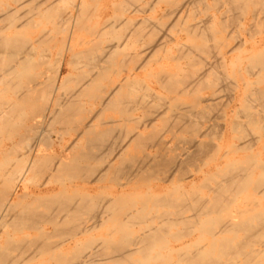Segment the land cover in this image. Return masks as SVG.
I'll list each match as a JSON object with an SVG mask.
<instances>
[{
  "label": "bare ground",
  "instance_id": "6f19581e",
  "mask_svg": "<svg viewBox=\"0 0 264 264\" xmlns=\"http://www.w3.org/2000/svg\"><path fill=\"white\" fill-rule=\"evenodd\" d=\"M41 1L40 5L37 2V8L38 6H40V8H44V5H47L49 2H53V0H48V3L46 2V0H44V2ZM134 1L139 2V0ZM141 1L144 4H148L150 1H152L151 5H154L155 7L159 3V1L157 0H149L148 2H146L145 0ZM215 1H225L228 4V8H224V12L226 13V16H228L227 14H229L230 18L233 16V14L239 15V13L245 11L248 6H256L258 4L264 9V0ZM55 2H57L58 4L57 5L56 3H54L55 6L57 5V7L55 8L56 11L59 9L60 3L64 6H71V11L67 15H63L62 11H65L68 6H65L64 8L61 7L62 10L60 8V11L59 13H57V15L56 12H53L55 11L54 7L45 6L49 9L45 8L46 12L41 9L44 14L40 13L41 11L39 10V8L36 9L34 7V11L37 12V10H39V12L37 13H40L39 16L41 18L51 21V23L56 27H61L64 23L72 20V18L74 17L73 10L78 12L77 15L80 16L79 12L85 7L87 0H59ZM7 3H3L2 5L0 4V135L6 133L9 134L10 138L16 134L20 136L19 140L22 142L23 151L20 152L19 161L24 162V165L18 172L14 174L13 171V175L8 177L7 182L11 181V188H5V184L3 183L0 186V234L4 232L5 226L7 225L28 226L30 227V229L37 230L39 233V237L28 239L26 242H22L20 244L12 241H7L5 246H0V264H22L21 261L23 259L21 256H19L21 257L20 259H17V256H12V252L14 251L22 253L23 251L27 250V252L30 253L27 258L31 257L32 255L35 256L36 253L49 252L52 247L56 246V244L50 242V237L61 234L63 235L71 231L70 228L69 230L66 229V227H68L67 225L76 224V227L74 228L75 230L73 229L74 232L78 235L85 236L90 234L92 230L99 229L101 226H103L107 222V219L111 217L113 219L114 215L116 214L120 217L123 213L125 215L124 217H114L118 219H116V221L118 222L117 225L120 229V232L122 233V235H120L122 237L118 239V243H116V241H113L112 239H102V244L104 243V246L102 248L95 246L92 248L87 245L85 246V250L91 248L92 253L84 254V252H80V250H77L78 252L76 251V253H74L75 255H73L72 257L73 262L69 261L66 263L63 260V256H56L57 258L55 263L150 264V261L161 260L163 264H180V258L183 256L182 258H185V260H183L182 262L185 261V264H264V238L261 237V234L263 233L261 231L263 230L256 233V225L254 224V222H257L256 224L260 222L261 224L262 221L260 220H264V211H258L253 216L251 215V218H247L250 220L247 221L246 219V222H244L243 220L234 221L232 218H229L227 220L223 218L221 221L217 222V220H219L218 218L210 217L212 216V214L214 215V213L218 214V210H221V208L224 207L225 202H228V204L232 203L230 200L231 197L228 196L229 193L230 195H232L234 191H239V188L247 185L252 181L250 178V174H247V172L249 171L245 167H238L235 173H233L232 170L230 172L231 174L229 173V176L225 175L227 176L225 180L215 182L212 186H208L206 184L208 186V193H211L207 196L199 195L198 192L194 189H192L190 192H187V190L184 188L185 184H181L180 188L176 186V189H174L173 191L172 189L167 190L169 192L166 191L162 195H148L147 197H145V199L143 197L144 200H140L139 205H144L146 208H148L149 205H152L153 208L151 207L152 209L150 208V210H146L144 206H141V209L138 208L139 210L134 211L138 216L132 215V213L130 212V210L132 209L129 210V208H133L137 202L133 201V197L131 198L128 196L129 194L125 191V187H122L121 189L120 194L122 195V197H119L115 200L96 196L69 197L64 194L65 192H63V190L56 191L55 189H39V194L37 195V197L36 195L32 196V199L38 202L37 205H32L31 203L26 202L23 203L22 199L25 200L29 196V191L26 188L25 183L27 182L28 174L33 171L44 173L49 172L50 174H53L54 181H59V179L63 177L81 178L83 177V175L92 173L89 174V177H93L90 180V183L91 181L93 183H100L104 180V178L102 180L100 179L104 172H100H106L109 170L108 168H111V173H114L113 178H115L113 180L116 181V179L121 176V180L118 179L119 182L123 180L122 178H124L125 183H128L132 178L144 180L146 178H149L150 175H153L152 177H156L155 173L157 172L154 171L162 166L164 168L163 173L165 174V176L162 178V182H172L175 184L173 177H175L177 173L182 179L185 178L182 167L185 164H188V162L191 160H188L187 158L189 156V152L191 151L190 149H195L192 153L194 154L195 151V155H192L190 157L199 158L201 155H206L207 153H209L210 150L215 149L218 153L219 145L217 144L215 146V143L211 142V144L209 143L210 141L206 142L203 140L198 142L196 139L191 140L190 138H188L183 140V145L185 146L182 151L173 154L171 150L167 149L166 143L162 142V140H159L158 138L154 139V137L152 138V136H150L152 140L149 142L146 136L137 134L130 137L129 139H136V143L132 145L134 146V148L138 146L140 147L141 151L144 147L152 149H154V147H157L158 150L157 153H143L140 156L139 153L135 151L134 156L133 154L131 156L130 154L133 153V150H130L128 148L129 146L125 144L126 139L130 136L129 133L126 134L125 126V136L122 141L119 138L121 133H119L118 131L116 132V128L113 129L114 126L112 125L113 123L110 121V119L98 120L101 125V128H99V126H97V124L92 121L91 116L84 117V114H90L94 111L99 114L98 116H102L103 112L107 110L117 112L119 111L120 114H125L129 111V103L131 102L128 101V105L124 107L127 101H122V98L125 92L127 94L134 89L131 88V90H129L131 83L122 84L120 78L117 81L115 79L118 77L115 76V74L117 75V73H114V69H110V65H114L113 61L115 59L116 52L122 50L123 48V45H120V39L115 42H110V44L106 45L105 47V43H103L102 45L97 44L93 47L91 46L92 49H95L96 52H91V50L89 49H87V51L80 52L78 51L77 45L73 44L76 38L72 35L71 32H68L66 36H63L61 39L51 37L53 43L52 47L55 50L57 49L56 47L60 45L58 50H56L55 55H53V59V56L50 55V52L52 50H50L49 52V48L47 47L44 49V52L47 50L49 52V55H46L44 57V54L39 53L42 54L41 57L38 56L39 58L35 60L34 58L36 57V53L39 52L36 48L40 47L41 45H45L47 42V31L44 29H40L38 32V36L34 40L20 36L17 31L14 34L7 35L6 30L10 27L18 29L24 27L26 24L20 22V18L17 17L19 9H22V6L24 7L25 2H23V0L22 2L21 0H13L14 6H10V4ZM115 4V9L119 10L121 14H137L139 12H144V9L140 10L143 7H138V4L130 6L132 7V9L127 8L123 5ZM257 7L259 6H256V9L254 11H251L246 15V18L242 23V28H246L247 25L252 26L257 23V21L259 20ZM51 9L53 15L55 14V16H53L52 13L50 14ZM178 11L180 10L178 8H175L174 10H171L170 14L173 15ZM34 14V16L38 15H36V13ZM166 14L167 12H165V15ZM116 18L114 19V21L110 20L109 23L107 22L109 20L105 21L103 27H108L112 31H115L116 28L119 29L120 22L119 19ZM235 18H237V16ZM215 20V17H211L208 18V20L200 22L198 25H196V31L198 35H200L199 37H203V44L204 38L207 39V43L209 42V40L213 42H221V40L224 41L226 39L227 36L222 35L219 39H217L216 37L213 38V31L216 33L218 32L215 28L217 23V21L215 23ZM2 23L9 24V28H6V26L2 27ZM105 23L107 26H105ZM143 23L146 28L153 27L151 21L145 19ZM209 26L214 27L213 31H210ZM149 34V38L152 39V34ZM227 38L236 39V45L235 47L229 46L228 51L222 55V64L226 68L229 64L230 70L234 72L233 69L237 65L234 64V60H240V56L236 57L235 53H245L249 50L252 54L251 56H248V60L251 65L246 67L245 72L250 75V77L251 75H256L255 78L258 79L257 77L259 76V73L261 71H264V51L256 52L255 50L264 45V32L258 39H253L252 42L246 39H237V37H234L231 33H229V36ZM226 43L227 45H229V42L227 40ZM248 45L249 48H247ZM194 47L197 48L199 46L194 45ZM150 48H147L145 53L150 54V52L153 50V48ZM206 50L207 51L205 52V54H207L206 56L209 57L208 48H206ZM154 51L155 50L152 51L151 57L153 56ZM136 55H138V53H136ZM203 65L205 75H209L210 72L211 74L214 73L210 58H206ZM65 67H69L70 73L64 76L62 75V71ZM110 70L113 76L109 79V82H107V84L99 82L108 81V78L106 80H103V78L106 73H110ZM131 71L134 72V74H136L137 72L135 69L132 70V68ZM128 72H130V70ZM242 77L241 80L243 79ZM166 83H168V90L171 92H178V94L183 95H186L188 93V91L184 89L176 90L175 81L173 80L167 81ZM235 87L239 88L237 84H235ZM254 91H256L255 88ZM149 92L143 95V97L145 98L142 101L143 107H148V104L152 102L156 104V98L153 99V91L151 90V92ZM253 92H249V94H253ZM131 93H128V97L130 96L132 98L133 94L136 92L134 91V93ZM8 94H10V96H8ZM234 94L231 106L234 104L236 95ZM256 94L257 96L254 100H252L254 94L248 96L249 99L251 98L250 101H253L254 103L258 102L260 106L264 107V91H258ZM7 96L8 99L6 98ZM126 96L124 95V97ZM84 97H88L90 100H84ZM246 100L248 101V105H246L248 107H245L244 111L247 112L246 116L249 119L248 121L251 120V123L253 119H256L254 118V116L257 117L256 115L259 114L258 117H260V114L263 113L264 110H262L263 108L259 106L261 108L260 112H262L256 114L257 110L256 113L255 111H253L254 113H252L255 114L253 116V114L249 111L253 106L249 104L253 103H250L248 99ZM122 104H124V106ZM159 104L160 103L158 101L156 104L157 108L159 106L158 109H161L162 107ZM178 109L179 107L177 106L176 110ZM244 111H241V113L243 114ZM155 114L156 116H159V113ZM162 114L163 111L161 112V115ZM189 114L191 115L192 113ZM203 115L204 111H201L199 118H201L203 122L200 123V121H198L200 125L202 124V128L204 127L203 124L208 121L206 120L207 117ZM261 116L263 117V115ZM191 119L192 118L187 115L184 117L181 116L179 119H176L175 122L177 123V125L175 124V127L179 128L185 126L186 129H188V127L192 126V124H194L195 122L194 119H192L193 122L191 121ZM124 120L125 119H123V121ZM137 120L138 122H140L139 118L134 117L130 119L129 122H136L137 124ZM142 122L144 126H151L152 122H154V119L146 118L142 120ZM181 122L182 125H180ZM235 123L241 125V121L239 123ZM56 124L64 127L65 131L69 127L70 131L73 132V135L75 137L73 140L75 141L83 139L84 143L80 144L82 141L79 143L77 142L79 144L78 145L76 141H72L73 143H71L73 145L75 143L77 144H75L76 146L74 147L71 145L73 149H75L74 151L72 149L70 150V152L72 153L66 152L68 147L66 149V147L64 146V148L62 149L66 150L63 151L64 155L62 157H60V155L57 156L54 153L52 154L55 156H49L50 154L45 150L43 151L40 146L42 144L41 142L45 143L44 140L48 141V139H45L47 137H44L45 127H50L49 125L56 126ZM106 125L107 127H102ZM54 126H52V128H54ZM226 127L228 128V126L226 125L224 130L222 131L220 141L226 135ZM239 127L240 126H236L235 129L237 130ZM102 128L104 129L102 130ZM122 129L118 130L122 132ZM21 130H24L25 132L20 134ZM129 130L130 129H128L127 131L129 132ZM65 131L63 130V132ZM52 132L50 129V133ZM65 133L67 134V132ZM117 133L119 134V136H116L118 135ZM66 134L64 136H66ZM205 134L206 132L202 135L205 136ZM202 135H200V133L198 132L197 138H201ZM115 138H119L121 142L117 144L118 141H116ZM59 139L61 140V138ZM258 141H260V139ZM70 148L71 147H69V149ZM58 149L60 150V147ZM221 149L223 148L221 147L220 150ZM231 150L233 151V148ZM61 151L62 150H60V152ZM196 151L198 154L196 153ZM65 152L69 154H65ZM169 152H171L172 154L167 155ZM196 154L198 156H196ZM99 161L100 163L106 164L101 166H95L94 164V166L91 165L92 167L88 164L89 162L97 163ZM190 162H192V160ZM116 163L118 165H116ZM227 165L230 166V169L232 168L229 163ZM257 165L264 170V164H261V162H259V164ZM261 179L263 181H258V183L260 185L262 184V188H260V190L256 193L263 196L264 177L262 176ZM111 180L112 178H110L109 181L111 182ZM192 182L193 185H195V178L192 179ZM118 185L121 186L122 182H120ZM41 194L48 195L40 196ZM227 196L229 197V199H227ZM20 201H22V203H20L19 205ZM121 205H126V207L127 205L133 206L128 207L126 212H123L121 215H119V211L117 210L119 209V206L123 207ZM187 205H193V207L189 206V209L193 212L192 216L189 217L184 216L185 213H187L185 212V210L187 209ZM37 207L43 208V211H39L40 208L37 210ZM126 207L124 206L123 208L125 209ZM157 208L163 209H161L162 211H158ZM183 208L186 209L184 210ZM121 209L122 208H120V210ZM225 209L223 208L222 211H224ZM115 210L117 213L114 212ZM150 212L152 213V216ZM147 218L149 219L151 224L153 223L152 225L150 223V225H144V219ZM124 219L127 221H124ZM129 219L139 220V223L141 225L146 226L142 228L143 231L141 234H139L140 236L135 239V244H132V241L134 239L131 236L126 235L127 228L124 227L126 226L124 224L128 223ZM40 222L48 224L51 227V230H47L48 227L46 226L39 225ZM113 222H115L114 219ZM180 224L183 226V228L181 226L182 229H178V231L174 233H171L169 231L172 230L173 227L175 228V225L177 227V225L179 226ZM196 225H199V227L197 226L199 230L196 229V232L200 231V233L202 234L209 235L210 242L208 243V246L206 247V245H200V241H197L194 244L186 245L184 248H172V251H170L169 249L168 251L173 253H177L178 251L183 252V254H179L178 252L179 255H177L179 257L181 256L180 258H178L180 259V262L177 261L178 259L175 260V262H172L170 257L168 258V255L164 258L166 260L164 261L163 255L160 252L161 249L167 247L166 245H168L167 243H169L168 241H166L167 239L165 237H171L176 241L183 237H190L195 232L194 228ZM237 230H240L241 232L244 230V233L249 231L251 234L245 238H241L239 236L240 238H236V240L234 241L233 239H235V236H238L237 233H240V231L238 232ZM252 230L254 231L251 232ZM232 233H234V237L228 238L230 237L229 234L232 235ZM225 235H228V237ZM128 243H131V246L134 245V248L132 249L131 246L129 247ZM173 253L171 254L173 255ZM171 254L169 256H171ZM134 255H139V259L132 258L134 257ZM226 256H230V258L227 261H222L221 259ZM15 258L17 260H15ZM237 258H240L239 261H237Z\"/></svg>",
  "mask_w": 264,
  "mask_h": 264
},
{
  "label": "rangeland",
  "instance_id": "374dc122",
  "mask_svg": "<svg viewBox=\"0 0 264 264\" xmlns=\"http://www.w3.org/2000/svg\"><path fill=\"white\" fill-rule=\"evenodd\" d=\"M0 1L2 2V3L0 2L1 5L3 3L8 2L10 6H14L13 0H3V1L0 0ZM27 1L23 0V2H25V5L24 7L22 6V9L21 8L19 9V13L17 14V17H19L21 20L20 22L26 23L24 27L18 29H15L13 27L9 28V24H5V23H2L3 26L2 24L1 26L2 27L6 26V28H9L6 30L7 35L14 34L17 31L20 36H23L27 39L30 38L31 40L36 39L40 29L46 30L47 42L45 45H41L40 47L36 48L37 51L39 52H37L38 54L35 52L37 57L36 58L34 56L35 60L39 58L38 56L41 57L42 54H44V57L46 55H49L50 50H52L50 52L51 53L50 55L51 56L55 55L56 50H58L60 45H58V47H56L57 49L55 50L52 47L53 43L51 37H56L57 39H61L63 36H66L68 32H71L72 35L76 38L73 44L77 45L78 51L80 52L87 51V49L91 50V52H96L95 49H92L94 45L97 44L102 45L103 43H105L104 45L105 47L106 45L110 44V42H115L118 39H120V45H123L122 46L123 48L122 50L116 52L115 54L116 56L113 61L114 65L111 64L110 69L111 70L114 69L113 70L114 73H117V75L115 74L116 77L118 76L117 77L118 79L115 78L117 81L120 78L122 84L131 83L129 90H131V88L134 90L130 92L127 91L128 93L131 92L134 93V91L136 92L133 94L132 98L130 96L128 97L129 94L128 93L126 94V92L124 93V95L125 96L127 95L126 97L128 98L124 97L123 95V98L125 99L122 98V101L124 100L127 101L125 103V106L124 104H122L124 107L128 105L127 104L128 101L131 102L129 103L130 104L129 111L128 113L120 114L119 111L117 112V111L107 110L103 112L102 116L101 115L98 116L99 114L96 113V111H94L91 112L90 114H84V117L91 116L92 121L95 122L97 126H99V128H101V125L98 120L110 119V121L113 123L110 124L114 126L113 129L116 128L115 129L116 132L118 131L121 134H124L126 127V134L129 133L130 136L129 137L126 136L128 138L126 139L125 142H127L126 145L129 146L128 148L130 150H133V153L130 154L131 156L132 154L134 156L135 151L138 152L140 156L143 153L154 154L157 153L158 150L157 147H154V149L144 147L140 151V147L138 146H136L135 149L134 146L132 145L136 143V139H131V140L129 139L130 137L137 134L146 136L149 142L152 140L150 136H152V138L154 137V139L158 138L159 140H162V142L166 143L167 149L171 150L173 154L182 151V149L185 146L183 145V140L188 138H190L191 140L196 139L198 142L203 140L206 142L210 141L209 143L211 142L215 143L214 144L215 146L218 144L219 151L217 153L215 149L210 150V152L207 153L206 155H201L199 158L197 157L192 158L190 156L195 155V151L194 154H192L193 150L195 149H190L191 151L189 152L188 154L189 156L187 158L188 160L191 159L192 162H190L191 161L190 160L188 164H185L182 167L183 173L185 175L184 179L179 177L180 175L178 173L177 175H175V177H173L175 184L172 182L171 183L162 182L163 181L162 178L165 176V174L163 173L164 168L162 166L154 171L157 172L155 173L156 177L155 176L152 177L153 175H150L149 178H146L144 180L132 178L128 183H125L124 178H122L124 181L123 180L120 181L122 182L121 186L118 185L120 183L118 179H120L121 176L119 177L116 176L118 177L116 181H118L119 183L113 180L115 178H113L114 173H111L112 172V170H110L111 168H108L109 170L106 172L105 171L100 172V173L104 172L100 178L101 180L104 178V180L101 181L100 183H93L92 181L90 183V180L93 177L91 176L89 177V174L92 173L83 175V177L86 176L85 178L63 177L61 178L62 180L59 179V181H61L59 182V181H54L53 174H50L49 172L44 173L39 171H33L28 174L27 182L25 183L26 188L29 191L28 193L29 196L25 200L22 199L23 203L26 202V203H31L32 205H37L38 202L33 200L32 196L36 195L37 197V195L39 194L38 193L39 189H45V190L55 189L56 191L63 190V192H65L64 194L69 197L96 196L101 198L104 197L110 200H115L118 199L119 197H122V195L120 194L121 189L122 187H125L126 189L125 191L129 194L128 196L131 198L133 197L134 198L133 201L137 203L134 206L135 208L133 207L134 209L130 207L133 205L130 206L127 205V207L126 205H124L126 207L125 209L123 208L124 207L123 205H121L123 207L119 206L118 207L119 209L117 210L119 211L118 214L121 215L123 212H126L128 207H130L129 210L132 209L130 210L132 215H137L135 214L134 211L139 210L138 208L144 206V205H139L140 200H144L145 197H147L148 195L151 196L162 195L167 190L172 189L173 191L174 189H176V186L180 188L181 184H185L184 188L187 190V192H190L192 189H194L195 191L198 192L199 195L207 196L208 194H211L208 193V186L210 185L212 186L215 182H220L225 180V178L231 174L230 172L232 170H233L232 172L235 173L238 167L239 168L245 167L248 169L249 172H247V174H250V178L252 181L249 182L247 185L239 188L240 189L239 191H234L232 195H230L229 193L228 196L231 197L230 200L232 203L228 204V202H225L223 208L226 209L222 211L223 208H221V210H218L220 213V214L218 213L219 215L214 213V215L212 214V216L210 217L218 218L219 220L216 219L217 222L221 221L223 218L225 220L232 218L234 221L243 220L244 222H246L245 220L247 218L249 217L251 218L258 211H264V195L262 196L261 194L256 193L257 191L260 190V188H262V184L260 185L258 181L262 182L263 180L261 179V177L262 176L264 177V170L257 165L259 164V162H261V164H264V148H263L264 112L263 113H261L262 111L260 112L261 108H263L262 110H264V107L260 106L258 102L254 103L253 101H250L251 98L249 99L248 97L254 94V97L251 96L253 98L252 100H254L257 96L256 93L258 91L261 90L264 91V71H261L259 73V76L257 75L258 79L255 78L256 75H251L250 77V75H248L245 72L246 67L251 65V63L248 60L249 58L248 56H251L252 54L249 50L245 53L244 52L235 53L236 57L240 56L239 59L241 61L234 60V64H237L236 67L233 69L234 72L230 70L229 64L228 67L226 68L221 61L222 55L228 51L229 46L235 47L236 45V39L227 38L229 36V33L233 34V36L237 37V39L240 40L246 39L250 42H252L253 39H258L263 34L264 9L260 7V5L258 4L256 5L260 7V8L257 7L259 13L258 15L259 20L257 21V23H255L252 26L247 25L246 28H242V23L246 18V15L249 12L254 11L256 9V6H248L245 11L239 13V15L233 14V16L230 18L229 14H227L228 16H226V13L224 12V8H228V4L225 1L219 2L215 0H163V1L157 0L159 1V3L155 7L154 5H151L152 1H150L148 4H144L142 3L141 0H139V2L134 0H87L85 7L79 12L80 16L77 15L78 12L73 10L74 17L72 18V20L70 19L71 21L64 23L61 27H56L51 23V21L43 19L39 15L40 13L44 14L42 10L46 12L45 8L49 9L48 7H54L55 9L58 5L57 2L55 1H59V0H53V2L51 3L50 2L48 3L47 2L48 0H46L48 4L44 5V8H40V6H38L39 10L41 11L39 14L37 13L39 12V10H37V12L34 10L35 8L38 9L36 7V4L38 2V4L40 5L41 0L38 1L27 0ZM145 1L148 2L149 0H145ZM41 2H44V0ZM54 3H56L57 5L55 6ZM115 3L119 5H123L130 9H132V7L130 6L138 4L137 5L138 7L139 6L143 7L140 10L144 9V12L143 13L139 12L137 14H133V13L121 14L119 10L115 9L116 8V6L114 7ZM59 6L60 7L57 10L58 12L56 11V9L55 11H53L56 12V15L57 13H59L60 8L61 7L64 8L66 5L64 6L63 4L61 5L60 3ZM175 8H178L180 11L175 12V14L171 15L170 14L171 10H174ZM70 11H71V6H68L65 11H62V13L63 15H67ZM33 12L36 13V15L37 14L38 15L34 16L35 14ZM53 12L51 9L50 14L52 13L53 15ZM165 12H167L166 15ZM53 16H55V14ZM236 16L237 18H235ZM113 17L119 19L120 22L119 29L116 28L115 31H112L108 27H103L105 21L109 20L107 21L108 23L110 22V20L114 21L115 18ZM211 17L216 18L215 23L216 21L217 23L215 28L218 31L217 33L214 32L213 31L214 27L209 26L210 31H213L212 33L213 38L216 37L217 39H219L221 38V35L227 37L224 41L221 40V42H213L209 40L208 43H207V39L204 38V44H203V37H199L200 35H198L196 31L197 28L196 25H198L200 22H204L205 20H208V18ZM145 19L151 21L153 27L146 28L143 23ZM105 26H107L106 23ZM203 30H204V26H203ZM149 33L152 34L153 37L152 39L154 40L149 38L150 37ZM226 40L229 42V45H227ZM194 45H198L199 47L195 48L196 46L194 47ZM47 47L49 48L48 49L49 52L47 50L44 52V49ZM150 47L153 48V50H155L152 57H151V53L153 50L150 52V54L145 53L146 49ZM206 48H208L209 57H207L206 56L207 54H205V52L207 51ZM247 48H249V45L247 46ZM263 48L264 45H262V47L260 46L255 51L256 52L264 51ZM136 53H138V55H136ZM53 58L54 56L52 57V59ZM206 58L208 59L210 58V62L212 63V68L214 71V73L212 74L210 72L209 75L204 74L203 63L206 60ZM131 68L132 70L135 69L137 71V72L135 71L136 74H134V72L131 71ZM111 70L109 71L110 73H106L105 75L106 78L105 76L103 78V80L104 79L106 80L108 78V81L106 82L99 81V82L107 84V82H109V79L112 78L113 76ZM129 70L131 73L128 72ZM69 73H70L69 67H65L62 71V75L64 76L68 75ZM241 77L243 78L242 80ZM170 80L175 81L176 90L184 89L187 90L188 93L186 95H183V94H178V92L174 93L169 91L167 86L168 83L166 82ZM235 84H237L239 88H236ZM256 86L257 88L259 87L258 88L259 90L256 88ZM252 87H254L256 91H254V88ZM151 90L155 94V95L153 94L154 96L153 99L156 98L155 100L156 104L159 101L160 103L159 105L162 107L161 109H158L159 106L157 108V105L153 102L148 104V107L142 106V101L143 99H145L143 95L147 94L149 91L151 92ZM234 90L236 95L234 94ZM249 92L250 93L253 92V94H249ZM233 94L235 95V100H234V104L231 106ZM8 96H10V94H8ZM8 96L6 97L7 99ZM83 99L87 101L90 100L88 97H84ZM246 99H248L250 103L251 102L253 103V104H249L251 106L253 105L249 110L250 113H252L253 111H255L256 113V110H257L256 114L261 113L260 117H258L259 114L256 115L257 117H255L254 116L255 114H253L254 113L253 112L252 114L256 119H253L251 123H250L251 120L248 121L249 119L246 116L247 112L244 111L245 107H248L246 106L248 105L247 104L248 101ZM263 100H264V94H263ZM175 106L176 107L178 106L179 109L176 110ZM162 111L163 114L161 115ZM201 111H204L203 116L207 117L206 120H208L203 124L204 125L203 128L201 127L202 124L200 125L198 123V121H200V123L203 122V120L199 118ZM241 111H244V113L242 114ZM155 113H159V116H156ZM189 113L192 114L190 115ZM186 115L194 119L195 121L194 124L188 127V129H186L185 126L176 128L175 127V124L177 125V123L175 122L176 119H179L181 116L184 117ZM261 115H263V117ZM134 117L139 118L140 122H138V120H137V124L136 122H129V120ZM146 118L154 119V122H152L151 126L150 125L144 126L142 120ZM123 119L125 120L123 121ZM192 119L191 121L193 122ZM239 120L241 121V125L235 123V122L239 123L240 122ZM180 125H182V122L180 123ZM226 125L228 126V128L226 127V131H225L226 135L223 137L221 142L220 141L221 133ZM49 126L50 127L48 126L45 127V131H44L45 132L44 137H47L45 139H48V141L44 140L45 143L41 142L42 144L40 146V148L43 151L45 150L47 153L50 154L49 156H55L52 154L54 153L57 156L60 155V157H62L64 155L63 151L66 150L67 147L68 149L69 147H71L69 150L68 149L66 150V152H70L71 149L73 151L75 150L73 149V147L76 146L79 142L82 141L80 144L84 143L83 139L82 140L79 139V140H75L76 143L78 142L77 144L75 143L76 145L72 144L73 142H75L73 140L75 137L73 135V132L70 131L69 127L65 131L64 127H61L60 125L57 124L56 126L54 125H49ZM52 126H54V128H52ZM236 126L237 127L240 126L241 128L239 127L236 130L235 129ZM102 127H107V125ZM117 128L119 130L123 128L122 132L119 131ZM50 129L51 132L53 131L52 133H50ZM103 129L104 128H102V130ZM128 129H130L129 132L127 131ZM63 130L67 132L68 135L65 132H63ZM24 132H25L24 130H21L20 134ZM198 132L200 133V135L204 134L205 132L206 134L205 136L202 135L201 138L199 137L197 138ZM65 134L66 136H64ZM19 137L20 136H18L17 134L12 136L11 138L9 134L6 133L0 135V175H1L0 186L3 183L5 184V188L6 187L11 188L12 183L11 181H9L10 183L7 182L8 177L13 175V171L14 174L18 172L20 168L24 165V162L19 161L20 152L23 151L22 142L19 140ZM59 138H61V140ZM259 139L260 141H258ZM58 146L60 147V150H62L61 151L62 153L58 149L59 148ZM64 146L66 147V149H62L64 148ZM221 147L223 149L220 150ZM232 148L233 151L231 150ZM66 152L65 154H69ZM172 153L169 152L167 155ZM197 154L196 156H198ZM228 163L231 165L232 167L231 169L229 168L230 166L227 165ZM88 164L90 166L91 165L94 166V164L95 166L98 165L101 166V165H105L106 163H100L99 161L97 163L89 162ZM116 165L118 164L116 163ZM110 178H112L111 182L109 181ZM194 178L196 182L195 185H193L192 182V179ZM46 195L41 194L40 196H46ZM229 197L227 199H229ZM22 201L19 202V205L20 203H22ZM187 206H186L187 209L185 208L186 210L183 208L185 212H187L184 215L185 217L192 216L193 214V212L189 209L190 205ZM151 207L153 208L152 205H149L148 208L145 207V209L150 210ZM190 207H193V205ZM39 208L37 207V210ZM120 208L122 209L120 210ZM161 209L163 208H159L158 211H160ZM40 210L43 211V208H40L39 211ZM114 212L117 213L116 210ZM150 214L152 216L151 212ZM116 215H114V217L118 218L119 216ZM122 215L119 218L125 216L124 213ZM114 217L113 219L116 223L113 222V219L111 217L107 219V222L99 229L92 230L90 234L85 236L78 235L74 232L75 230L74 228L76 227V224L67 225L68 227H66V229L67 230H69V228L71 229V231L67 232L68 234L66 233L63 235L62 234L56 235L54 237L49 236L50 242L56 244V246L52 247L51 250L47 253H43V252L36 253L35 256L32 255L31 257L27 258L30 255V253L27 252V250H25L22 253H18L17 251H14L12 252V256H17V259L18 258L20 259L22 257L23 259L21 261L22 264L24 263L25 264H56L55 263L57 258L56 256H63L64 257L63 260L66 263L69 261L73 262L72 257L73 255H75L74 253H76L77 250L78 251L80 250V252H84V254L92 253L91 248L85 250V246L87 245L92 248L94 246L102 248L104 246V243L102 244V239L103 240L112 239L113 241H116V243H118L119 241L118 239L122 237L120 236L122 235V233L120 232V229L117 225L118 224V222L116 221L117 218ZM148 218L144 219V225L151 224ZM249 220L250 219H247V221ZM124 221L127 220L124 219ZM260 221L262 222L261 224L259 222L258 223L259 225L256 224L257 222H254V224L256 225L255 230H257L256 233L263 230L261 231L263 232L261 234V237L264 238V220H260ZM39 225L46 226L48 227L47 230H51V227L44 222H40ZM124 225H126L124 227L127 228L126 235H129L134 239L132 241V244L136 243L135 239H137V237L140 236L139 234L142 233L143 231L142 228L146 227L141 225L139 223V220H132V219H129V222ZM181 226H182L181 224L179 226L177 225V227L175 225V228L171 227L172 230L169 231L171 233H174L178 231V229H182L183 226L182 228ZM197 226L199 227V225H196L194 231L196 229L199 230ZM253 231L254 230H252L251 232ZM242 233H244V230L242 232L240 231V233H237L238 236L236 235L237 237L235 236V239L233 240L235 241L236 238H240V237L245 238L251 234L249 231L245 232L244 234ZM233 235L234 233H232V235L229 234L230 237H228V235L225 236H227L228 238H232L234 237ZM37 237H39L38 231L30 229V227L28 226L7 225L5 226L4 232L0 234V246H5L7 241H12L20 244L22 242H26L28 239H33ZM165 238L167 239L166 241H168L169 243H167L168 244L166 245L167 247L161 249L160 253L163 255L164 261H166L164 258L167 257L168 255V258L170 257L172 262L173 261L175 262V260L180 258L181 256L179 257L177 255L183 254V252L178 251L179 254L178 252L173 253V252H169L168 251L169 249L170 251H172L171 250L172 248L174 249H179L180 247L184 248L186 245L194 244L197 241L201 242V243L199 242L200 245H206L207 247L208 243L210 242L209 235L202 234L200 233V231L197 232L195 231L190 237H183L178 241L172 239L171 237H165ZM128 245L130 247L131 243H128ZM131 248L133 249L134 245H132ZM171 253H173V255ZM170 254L171 256H169ZM182 257L180 258L181 260L178 259L177 261L180 260L182 262L183 260H185V258ZM132 258L139 259V255H134V257ZM229 258L230 256H226L221 260L227 261ZM17 259L15 258V260ZM239 259L237 261H239ZM149 263L163 264L161 260L150 261ZM185 263H186L185 261L182 262V264Z\"/></svg>",
  "mask_w": 264,
  "mask_h": 264
},
{
  "label": "crops",
  "instance_id": "0c3cea01",
  "mask_svg": "<svg viewBox=\"0 0 264 264\" xmlns=\"http://www.w3.org/2000/svg\"><path fill=\"white\" fill-rule=\"evenodd\" d=\"M119 133H120V132H119ZM117 134H118V133H117ZM122 135H123V136H122ZM69 136H71V135H69ZM116 136H119V134L116 135ZM119 138L122 140V139L124 138V134H120ZM119 138H115L116 141H118L117 144H118L119 142H121V141L119 140ZM115 139H114V140H115ZM112 141H113V139H112ZM122 141H123V140H122ZM114 144H115V143H114ZM117 144H116V145H117ZM125 144H127V142H125ZM115 161H116V160H115Z\"/></svg>",
  "mask_w": 264,
  "mask_h": 264
}]
</instances>
